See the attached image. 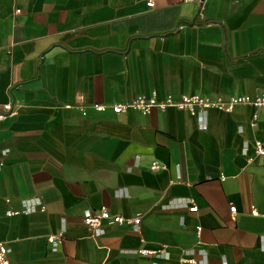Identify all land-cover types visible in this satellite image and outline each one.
I'll return each instance as SVG.
<instances>
[{
  "label": "crops",
  "instance_id": "1",
  "mask_svg": "<svg viewBox=\"0 0 264 264\" xmlns=\"http://www.w3.org/2000/svg\"><path fill=\"white\" fill-rule=\"evenodd\" d=\"M147 1L0 0V112H15L0 121L10 264H264V157L252 145H264V110L108 108L152 93H264V0ZM100 208L138 216V234L88 230L82 217Z\"/></svg>",
  "mask_w": 264,
  "mask_h": 264
},
{
  "label": "built area",
  "instance_id": "2",
  "mask_svg": "<svg viewBox=\"0 0 264 264\" xmlns=\"http://www.w3.org/2000/svg\"><path fill=\"white\" fill-rule=\"evenodd\" d=\"M152 1L148 0L146 2L147 7H152ZM18 10H15L14 13H18ZM237 105L248 106L253 109H263L264 110V93L256 94L253 96L249 95H235L227 97L226 99L215 98L209 99L197 94L192 95H180L177 99H172L167 96L163 99H155L154 94L150 96H137L128 103L123 104H111L108 105L110 111L114 114L124 113L128 110L138 112L142 115L148 114L151 110H157L163 112L167 109H174L176 111L186 112L189 116H194L200 111L205 110H216L223 113H230L233 108ZM67 107V106H66ZM92 108L96 112H102L105 110L104 105H92ZM14 109L9 103L3 104L1 106L0 112V121L11 117L14 115ZM256 121V115L252 114L249 126H254ZM253 155L264 157V145L259 141L253 142ZM250 158L245 159V163H249ZM164 168L162 165L151 162L149 165V171L154 172ZM262 171L264 172V166H262ZM189 212H195L196 207L191 204L188 207ZM230 216L232 217L235 208L229 207L228 209ZM250 214L256 215V212L253 208L250 207ZM8 215V214H7ZM81 224L86 227L91 232L101 231L103 226H116V227H125L131 232L138 234V228L140 225V219L138 216L125 217L121 215H112L109 214L104 208H100L97 211H94L90 215L84 216L81 219ZM46 243L49 245H58L60 243L61 237H46ZM142 240L139 239V242ZM136 253L141 256L151 255L153 252L137 249ZM186 264H200L195 261V259L189 255V257L182 260ZM0 264H10L7 257V249L3 243H0Z\"/></svg>",
  "mask_w": 264,
  "mask_h": 264
}]
</instances>
